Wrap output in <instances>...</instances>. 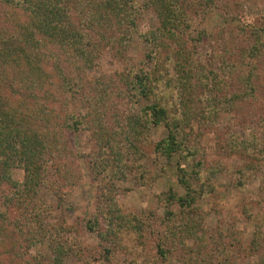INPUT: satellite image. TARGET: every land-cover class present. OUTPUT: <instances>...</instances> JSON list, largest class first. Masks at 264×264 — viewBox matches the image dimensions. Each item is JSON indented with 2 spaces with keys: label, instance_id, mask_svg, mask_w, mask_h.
Masks as SVG:
<instances>
[{
  "label": "trees",
  "instance_id": "obj_1",
  "mask_svg": "<svg viewBox=\"0 0 264 264\" xmlns=\"http://www.w3.org/2000/svg\"><path fill=\"white\" fill-rule=\"evenodd\" d=\"M138 1L0 0V186L9 191L0 192V264H66L81 251L79 237L72 236L80 228L98 238L93 264H110L123 234L145 245L153 215L122 211L117 184L133 179L149 186L170 166L184 194L170 190L160 197L165 234L151 258L165 262L182 250L185 264H234L239 233L228 226L199 235L193 223L197 202L214 191L213 177L223 169L206 161L200 143L220 114L248 138L221 128L217 151L246 159L235 186L258 182L253 203L264 209V113L252 107L264 82V20L243 21L234 0ZM220 8L230 29L210 33L205 18ZM144 12L155 16L157 27L142 29ZM136 39L149 68L87 79L85 71L102 52L124 56ZM254 127L263 131L260 138ZM159 130L164 136L154 143ZM81 132L95 148L88 164L96 196L92 217L73 227L63 218L65 200L81 175L69 137ZM16 169L23 180L14 178ZM174 205L178 220L169 210ZM7 243L10 257L4 256ZM250 245L249 253L264 264L261 228Z\"/></svg>",
  "mask_w": 264,
  "mask_h": 264
},
{
  "label": "rangeland",
  "instance_id": "obj_2",
  "mask_svg": "<svg viewBox=\"0 0 264 264\" xmlns=\"http://www.w3.org/2000/svg\"><path fill=\"white\" fill-rule=\"evenodd\" d=\"M136 1V4L140 3L138 0ZM234 1L238 3L236 13L240 15L239 17L243 21L253 25L262 24L264 20V0ZM226 20L227 17L223 15L222 9L214 10L206 16L204 25L208 32L216 33L228 27ZM139 22L143 30L155 28L158 25L157 19L151 12L141 13ZM144 52V45L136 39L124 56L115 57L112 53L102 52L95 61L93 68L89 71H85L84 74L88 80L93 81L113 76L114 74L127 71L133 67L149 68V64H147L144 57ZM262 85L263 87L256 93L258 99L252 106L257 113H264V82ZM142 105H139V107H142ZM225 116V114H220L215 120L213 128L211 130L206 129L201 138L200 143L204 150L206 161L211 164L219 162L222 164L223 169L220 174L213 177L212 184L214 191L202 197L197 202L199 212L197 217L194 218V229L197 228L198 234L200 235L201 229L209 233H214L220 230V228L225 229L228 226L231 227L232 230L237 231L240 236V246H234L232 250L238 253V256L233 258L234 264H260V262L257 261V257L249 253L255 230L261 228L264 234V209L256 208V205L253 203L259 197L258 182L249 181L244 188L235 186L237 183L234 174L245 164L246 159L233 152L225 154L228 151L227 149L223 155H220V151H217L218 148L216 145L217 140L222 141L221 134L219 133V129L221 128H227L225 131L226 134L230 132L243 139L248 138V135L241 126H235L233 124L227 126L229 124ZM192 127L197 130L196 124ZM252 132L253 135H257L259 138L263 134V131L258 130V127H254ZM163 136L164 133L162 130L154 132L152 142L155 143L159 141ZM69 140L71 148L76 153L75 155L79 157L78 168L81 181L66 197L65 208L69 210L64 212L65 216H63V218L69 226L78 227L82 223L88 221L94 213L96 188L91 179L88 156L94 152L95 148L84 132L70 135ZM150 149L151 147H149V151ZM153 158L156 160L159 159V157L157 158L154 154ZM157 163L159 166H163L161 161L158 160ZM260 166L264 171V162H262ZM186 169L188 172L190 171V165L188 163ZM13 176L17 180H23V172L19 169L13 171ZM117 186L121 188V192L117 193L116 201L122 211L125 213H152V233H146V241L143 246L140 245L132 234H123L122 248L114 251L110 264H185V252L182 250L169 256L165 262L153 260L151 258L153 246L156 244L157 240L163 239L165 234L162 223L165 218L166 209L159 202L160 197L170 190L177 195L182 196L184 194L183 189L178 185L175 168L173 166L165 168V171L161 173L156 181L150 183L149 186L139 185L133 179H128L126 182H119ZM3 191V194L9 193L5 186L2 185L0 186V192ZM44 195V198L50 204L53 205L55 203V199L51 194L44 192ZM254 205L255 209H252ZM169 210L176 214V220L181 217L177 205L170 207ZM245 213H250V215H246ZM72 236L79 237L81 251L77 257L73 255L67 257L66 264H93L94 261L91 260V256H97L99 251L97 236L90 232H83L81 228L80 232L72 233ZM22 241V239H19V243H22ZM193 242L194 241L188 240L186 245L192 248L195 246ZM9 245L10 243L6 244L5 257L11 256L9 254ZM42 249L44 250V248ZM238 249L242 250L238 251ZM26 259L27 257H24V260ZM10 264L19 263L18 260H16Z\"/></svg>",
  "mask_w": 264,
  "mask_h": 264
}]
</instances>
